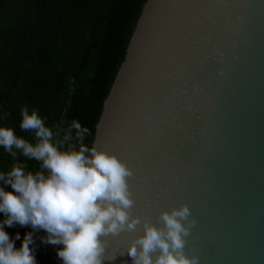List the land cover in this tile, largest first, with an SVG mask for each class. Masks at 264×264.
Masks as SVG:
<instances>
[{
	"label": "water",
	"instance_id": "water-1",
	"mask_svg": "<svg viewBox=\"0 0 264 264\" xmlns=\"http://www.w3.org/2000/svg\"><path fill=\"white\" fill-rule=\"evenodd\" d=\"M93 143L130 162L134 214L187 203L199 264H264V0H145Z\"/></svg>",
	"mask_w": 264,
	"mask_h": 264
},
{
	"label": "clouds",
	"instance_id": "clouds-1",
	"mask_svg": "<svg viewBox=\"0 0 264 264\" xmlns=\"http://www.w3.org/2000/svg\"><path fill=\"white\" fill-rule=\"evenodd\" d=\"M20 128L34 140L0 125V147L13 157L11 166L0 170V264H38L33 232L15 233L17 247L6 231L5 225L16 223L45 230L41 242L60 245L56 254L63 264L113 260L116 254L106 255V238L122 232L137 233L120 252H127L131 264H199L196 254L184 251L196 223L187 203L161 209L160 224L134 214L132 168L114 152L86 143L87 126L73 119L53 131L37 108L24 106ZM29 160L38 166L30 168Z\"/></svg>",
	"mask_w": 264,
	"mask_h": 264
},
{
	"label": "trees",
	"instance_id": "trees-1",
	"mask_svg": "<svg viewBox=\"0 0 264 264\" xmlns=\"http://www.w3.org/2000/svg\"><path fill=\"white\" fill-rule=\"evenodd\" d=\"M145 0H0V125L32 141L20 128L21 109H38L53 131L73 119L90 129L96 124L124 60ZM21 160L25 158L20 157ZM13 157L0 147V170ZM30 168L37 167L29 160ZM10 188L9 185H4ZM3 214L0 213V218ZM16 246L33 232L38 264H56L60 245L41 242L45 230L5 225Z\"/></svg>",
	"mask_w": 264,
	"mask_h": 264
},
{
	"label": "snow or ice",
	"instance_id": "snow-or-ice-1",
	"mask_svg": "<svg viewBox=\"0 0 264 264\" xmlns=\"http://www.w3.org/2000/svg\"><path fill=\"white\" fill-rule=\"evenodd\" d=\"M109 151H112V150L109 149ZM116 155L119 156L118 153H116ZM121 159L124 160V161L129 165V167H131L130 162H129L128 160H126V159H125L124 157H122V156H121ZM132 181H134V175L131 176V177L129 178V188H130V190H131L132 195H134V191H133V189H134V185H133ZM141 214L147 216V215L144 214V213H141ZM147 217H148V216H147ZM185 243H186V241H185Z\"/></svg>",
	"mask_w": 264,
	"mask_h": 264
}]
</instances>
